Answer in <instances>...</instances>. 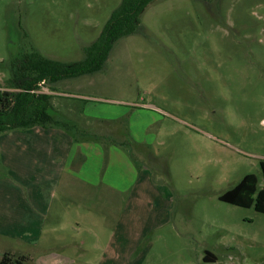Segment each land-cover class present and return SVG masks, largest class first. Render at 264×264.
Wrapping results in <instances>:
<instances>
[{
	"label": "rangeland",
	"instance_id": "1",
	"mask_svg": "<svg viewBox=\"0 0 264 264\" xmlns=\"http://www.w3.org/2000/svg\"><path fill=\"white\" fill-rule=\"evenodd\" d=\"M120 2L0 0V90L11 60L32 51L66 64L83 60ZM46 85L50 113L73 127L52 133L103 147L105 167L123 189V231L148 217L138 249L116 264H136L143 251L141 264H205V252L213 264H264V214L219 201L248 174L263 187L264 0H155L141 13L139 32L116 41L100 71ZM108 146L118 159H109ZM56 210L60 221L45 224L55 229L56 246L66 245L63 236L84 241L82 257L97 264L100 252L88 244L94 235L103 243L111 237L109 220L74 205ZM3 241L0 262L24 255L32 264L43 255L40 246ZM56 246L54 253L76 257Z\"/></svg>",
	"mask_w": 264,
	"mask_h": 264
},
{
	"label": "crops",
	"instance_id": "2",
	"mask_svg": "<svg viewBox=\"0 0 264 264\" xmlns=\"http://www.w3.org/2000/svg\"><path fill=\"white\" fill-rule=\"evenodd\" d=\"M55 130L60 129L35 127L0 133V239L14 242L18 247L40 246L38 250L43 255L37 256L32 264H87L82 257L86 242L76 243L63 236L66 245L56 246L59 241L54 236L55 229L48 231L45 228L50 217L55 224L60 221L61 213L56 210V205L63 203L81 210L89 209L97 215L100 213L109 220L105 225L111 229V237L103 243V239L94 235L88 244L91 250L100 252L97 264H116L120 258L132 257L131 253L138 249L146 231L144 222L148 217L139 219L141 222L134 230L141 226L140 231L134 242L129 241L127 236L134 230L126 227L124 232L120 221L123 189L114 180L112 169L105 167L103 147L91 145L89 137L52 133ZM108 147L111 148L109 159L115 156L118 159L120 153L117 148ZM91 156L94 165H91ZM141 175L137 176L138 184L142 181ZM135 176V171L129 175L130 179ZM145 178L149 179V176ZM25 183L32 191L30 199L25 193V189L28 190ZM129 200L125 198V205ZM29 207L32 208L31 214L26 217ZM73 231L78 232L76 229ZM53 245L59 252L71 247L76 257L61 256L58 251L54 253ZM144 253L133 258L136 264H141ZM18 259L9 264H30L24 255Z\"/></svg>",
	"mask_w": 264,
	"mask_h": 264
},
{
	"label": "trees",
	"instance_id": "3",
	"mask_svg": "<svg viewBox=\"0 0 264 264\" xmlns=\"http://www.w3.org/2000/svg\"><path fill=\"white\" fill-rule=\"evenodd\" d=\"M155 0H121L111 13L99 37L84 49L79 62L61 63L42 57L38 52L24 54L10 63V78L5 89L0 90V133L40 128H63L68 126L54 118L51 112V96L35 94L41 82L54 84L62 80L91 75L101 70L113 44L119 39L139 32V17ZM208 3L213 0H201ZM263 187L257 188V178L245 175L233 188L219 196V201L243 208L253 207L264 214V162L259 165ZM215 256L205 252L203 262L215 263ZM0 264H9L3 257Z\"/></svg>",
	"mask_w": 264,
	"mask_h": 264
},
{
	"label": "built area",
	"instance_id": "4",
	"mask_svg": "<svg viewBox=\"0 0 264 264\" xmlns=\"http://www.w3.org/2000/svg\"><path fill=\"white\" fill-rule=\"evenodd\" d=\"M32 92L35 94H44V95H49V96H51V94H52V91L48 88V86L44 82H41L39 84L38 89H36Z\"/></svg>",
	"mask_w": 264,
	"mask_h": 264
}]
</instances>
